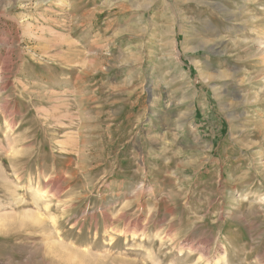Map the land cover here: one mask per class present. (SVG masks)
<instances>
[{
	"label": "rangeland",
	"instance_id": "374dc122",
	"mask_svg": "<svg viewBox=\"0 0 264 264\" xmlns=\"http://www.w3.org/2000/svg\"><path fill=\"white\" fill-rule=\"evenodd\" d=\"M0 264H264V0H0Z\"/></svg>",
	"mask_w": 264,
	"mask_h": 264
},
{
	"label": "bare ground",
	"instance_id": "6f19581e",
	"mask_svg": "<svg viewBox=\"0 0 264 264\" xmlns=\"http://www.w3.org/2000/svg\"><path fill=\"white\" fill-rule=\"evenodd\" d=\"M220 7V9L222 8L221 6H218V8ZM219 9V10H220ZM221 11V10H220ZM260 49H261V46H260ZM9 65V64H8ZM7 66V65H6ZM236 74L238 73V70H236V72H235ZM228 93H229V95L233 98V100L235 101V103L236 104H238V105H241L242 104V101L239 99V96H236L235 94H233L232 92H229L228 91ZM62 100H64V99H62ZM5 107V106H4ZM6 108V107H5ZM11 125V124H10ZM77 141H78V139H77ZM78 146V145H77ZM75 150V149H74ZM58 188H59V186H58ZM46 189V188H45ZM53 195V194H52ZM53 197H55V196H53ZM123 216H124V214H123ZM112 221V220H111ZM115 221V220H114ZM147 224V223H146ZM132 225H133V223H132ZM145 227V226H144ZM129 230V229H128ZM131 231V230H130ZM140 232V231H139ZM133 236H135V235H133Z\"/></svg>",
	"mask_w": 264,
	"mask_h": 264
}]
</instances>
